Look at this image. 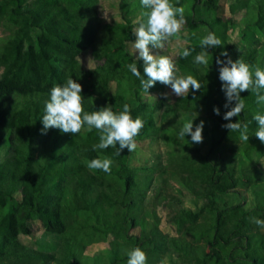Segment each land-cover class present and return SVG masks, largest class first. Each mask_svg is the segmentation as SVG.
<instances>
[{
  "label": "trees",
  "instance_id": "obj_1",
  "mask_svg": "<svg viewBox=\"0 0 264 264\" xmlns=\"http://www.w3.org/2000/svg\"><path fill=\"white\" fill-rule=\"evenodd\" d=\"M171 3L184 7L187 26L176 35L188 41L174 61L176 75H191L203 87L167 102L150 99L165 85L145 92L128 70L136 63L143 74V61L130 51L131 13L140 10L146 22L149 11L141 0H121L119 23L99 14L100 0H0L6 29L0 37V264H127L136 247L147 264H264V229L252 220H264V146L253 118L264 114V104L250 91L240 94L245 106L231 122L248 125V141L223 128L230 108L217 64L227 60L226 51L253 72L264 70V0H230L229 17L218 14L219 0ZM209 33L222 46L202 49ZM185 48L193 50L186 59ZM86 50L103 67H82L78 55ZM201 51L206 66L193 63ZM70 78L83 87L84 112L110 106L118 113L130 105L132 117L144 122L135 142L161 139L169 147L166 162L134 165L127 149L120 156L111 147L93 150L99 133L86 125L76 136L55 128L42 134L50 90ZM189 121L193 130L204 121L202 143L178 138ZM97 158L113 161L110 174L87 167ZM159 206L168 209L178 234L161 228ZM29 218L45 226L35 246L21 240L32 234ZM103 241L106 248L84 255L86 246Z\"/></svg>",
  "mask_w": 264,
  "mask_h": 264
},
{
  "label": "clouds",
  "instance_id": "obj_2",
  "mask_svg": "<svg viewBox=\"0 0 264 264\" xmlns=\"http://www.w3.org/2000/svg\"><path fill=\"white\" fill-rule=\"evenodd\" d=\"M141 5L149 11L145 13L147 20L140 23L139 27L133 29L136 39L132 47L135 49L137 60L143 61V74L136 63L128 65V70L140 80L145 92L157 82L170 87L171 94L176 97H184L191 91H199L203 86L193 76H177L174 61L167 55H153L152 49H164L171 37L180 33L185 23V9L183 6H174L171 0H141ZM222 46L220 39L214 33H209L200 40L202 49H210ZM193 50L185 48L182 52L183 58L192 55ZM138 53V55H137ZM227 60L218 59L219 79L222 82V91L226 95L224 107L227 111L223 119L229 123L222 125L230 133L238 132L242 141H248V125L240 122H231L244 109V101L241 93L250 91L256 95L257 104H264V70L256 66L253 70L241 58L233 61L225 51L221 53ZM196 65H207V51H201L194 58ZM83 87L76 80L70 78L61 85H56L50 90V99L45 102L44 115L41 122L43 125L42 134L49 129H59L63 134L76 136L85 127L89 130L95 129L99 133V142L93 145V150H105L109 147L115 149V155L120 156L127 149L133 152L137 145L135 138L139 135L144 126L141 118H133L130 112V105L125 103L123 110L114 112L110 106L103 107L92 113L84 112L82 106ZM168 98L169 94H162ZM235 101V106H232ZM214 113L220 115V109L214 108ZM258 122V129L255 136L264 143V114L257 113L253 117ZM204 121L193 130V121L186 122L178 133V138L183 139L191 136V143L203 142ZM119 145V147H117ZM113 161L109 158L93 159L87 167L89 169L102 170L104 173H111ZM253 222L264 229V220L252 218ZM127 264H147V256L141 248L136 247L128 253Z\"/></svg>",
  "mask_w": 264,
  "mask_h": 264
},
{
  "label": "rangeland",
  "instance_id": "obj_3",
  "mask_svg": "<svg viewBox=\"0 0 264 264\" xmlns=\"http://www.w3.org/2000/svg\"><path fill=\"white\" fill-rule=\"evenodd\" d=\"M220 1V10L218 11L219 15H222L224 17H229L230 14V7H229V1L230 0H219ZM120 2L121 0H100V8H99V14L104 18V20L108 21L109 23H119L122 22L121 16H120ZM131 18L134 22L135 28L139 27L140 23H144L141 20V12L140 10L134 11L131 13ZM182 32L187 33V26L185 23L182 26ZM6 29L3 26H0V37L5 35ZM234 39H237V37L233 36ZM188 43L187 39L181 35V36H174L171 37L170 40L166 43L164 49H152L153 55H167L169 56L173 61H175L176 57L180 53V50H182V47L185 43ZM133 43L131 44V53L135 55V49L132 47ZM138 55V53H137ZM79 62L82 67L85 69H94V68H101L103 67L102 64H97L93 57L91 56L90 52L88 50L81 52L78 55ZM2 69L0 70V72ZM168 93V98H165L162 94ZM151 100H155L158 97H163L165 101L167 102H173L175 97L171 94L170 87H165L162 90H157L151 93L150 96ZM262 146H264V143L259 142ZM136 149L132 152V163L134 165H142V164H153L156 162L157 158H161L162 162H166L167 154L169 147L161 140L158 139L157 142H149L148 140L144 139L139 142H136ZM263 167H264V159H263ZM174 185L175 182H173ZM178 186V185H176ZM184 197L186 199H189L190 195L185 188L183 189ZM186 204L190 205L189 201L186 200ZM168 209H165L162 206H159L157 209V213L160 216V225L161 228L170 234H178V226L175 225L172 221L168 219ZM27 224L32 229L31 235H21V240L25 243L35 246V241L38 239L44 232L45 226H43V221L39 218H29L27 221ZM108 245V242H98L93 243L91 245L86 246L84 248V255L90 256L94 253H97L98 251L102 250V248H106ZM163 264H171L170 262H165Z\"/></svg>",
  "mask_w": 264,
  "mask_h": 264
}]
</instances>
